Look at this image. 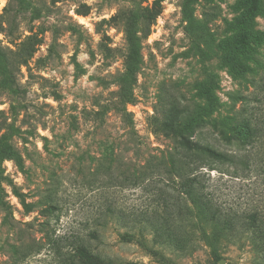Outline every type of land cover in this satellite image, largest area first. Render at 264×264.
Returning <instances> with one entry per match:
<instances>
[{
	"label": "rangeland",
	"instance_id": "rangeland-1",
	"mask_svg": "<svg viewBox=\"0 0 264 264\" xmlns=\"http://www.w3.org/2000/svg\"><path fill=\"white\" fill-rule=\"evenodd\" d=\"M253 2L0 0V264H264ZM172 120L250 156L240 177L204 170L203 193L232 224L183 194L197 171L171 160ZM220 130L246 145L216 143Z\"/></svg>",
	"mask_w": 264,
	"mask_h": 264
},
{
	"label": "trees",
	"instance_id": "trees-1",
	"mask_svg": "<svg viewBox=\"0 0 264 264\" xmlns=\"http://www.w3.org/2000/svg\"><path fill=\"white\" fill-rule=\"evenodd\" d=\"M252 3L253 2L252 0ZM143 19L149 24H152L153 16L152 14H145ZM149 25V26H150ZM142 30H147L149 27H142ZM143 33H145L143 31ZM127 39L131 43H135L138 39L135 32L127 33ZM184 127L183 123L177 120L166 121L163 124L162 132L166 138L173 139L174 150L176 154L172 157V161H176V155H182L181 159H188L190 163L195 166L194 171L196 170V175H193V178L188 180V177L185 180L183 194H193L195 197V203H198L202 208L208 206L209 210L212 209L214 214L218 219H221L223 223L232 224L234 216L230 214L222 213L215 205L207 199L206 195L203 193L206 187L205 174L204 170L207 169L209 172L216 171L221 175L232 174L235 177L241 176L240 172H245L249 169L250 166V156L243 154L245 151L242 145L238 149V153H231L229 151H222L218 147L212 145V138L210 141H207V138L198 135L195 136H186L180 129ZM216 132V131H215ZM214 133V132H213ZM217 137L219 140H216V143L223 142L228 146H233L235 141L242 142L241 144L246 145V142L241 140L239 133L230 132L227 133L225 130H220L217 132ZM178 159V158H177ZM209 180V179H208ZM244 216L241 219H249L252 223L257 220L259 212L255 209L249 210L247 213L243 214ZM86 259L89 261V264H104L103 262L98 263L94 261L92 255H86ZM100 262V261H99ZM134 264V263H127Z\"/></svg>",
	"mask_w": 264,
	"mask_h": 264
}]
</instances>
